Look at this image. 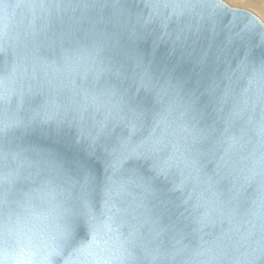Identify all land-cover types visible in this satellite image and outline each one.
<instances>
[{
	"label": "clouds",
	"instance_id": "1",
	"mask_svg": "<svg viewBox=\"0 0 264 264\" xmlns=\"http://www.w3.org/2000/svg\"><path fill=\"white\" fill-rule=\"evenodd\" d=\"M0 264H264V0H0Z\"/></svg>",
	"mask_w": 264,
	"mask_h": 264
}]
</instances>
